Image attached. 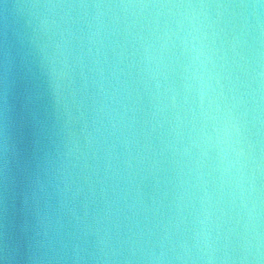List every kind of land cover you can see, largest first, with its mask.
Wrapping results in <instances>:
<instances>
[{"label":"water","instance_id":"water-1","mask_svg":"<svg viewBox=\"0 0 264 264\" xmlns=\"http://www.w3.org/2000/svg\"><path fill=\"white\" fill-rule=\"evenodd\" d=\"M0 264H264V0H0Z\"/></svg>","mask_w":264,"mask_h":264}]
</instances>
